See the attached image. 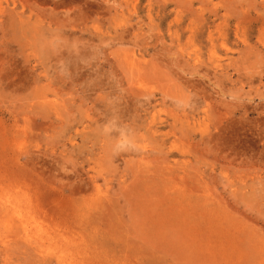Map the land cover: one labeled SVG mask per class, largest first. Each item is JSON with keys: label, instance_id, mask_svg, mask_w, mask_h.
Segmentation results:
<instances>
[{"label": "rangeland", "instance_id": "1", "mask_svg": "<svg viewBox=\"0 0 264 264\" xmlns=\"http://www.w3.org/2000/svg\"><path fill=\"white\" fill-rule=\"evenodd\" d=\"M0 264H264V0H0Z\"/></svg>", "mask_w": 264, "mask_h": 264}]
</instances>
